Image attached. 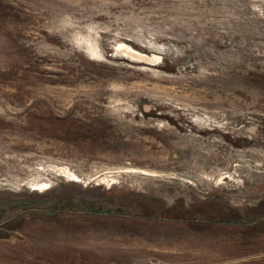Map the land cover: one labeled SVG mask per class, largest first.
I'll return each mask as SVG.
<instances>
[{
	"label": "rangeland",
	"instance_id": "obj_1",
	"mask_svg": "<svg viewBox=\"0 0 264 264\" xmlns=\"http://www.w3.org/2000/svg\"><path fill=\"white\" fill-rule=\"evenodd\" d=\"M0 264H264V0H0Z\"/></svg>",
	"mask_w": 264,
	"mask_h": 264
}]
</instances>
